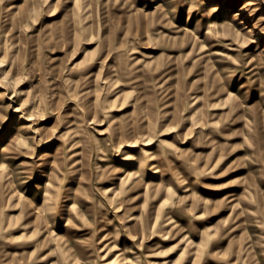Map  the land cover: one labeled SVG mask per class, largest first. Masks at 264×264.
<instances>
[{
    "label": "rangeland",
    "instance_id": "obj_1",
    "mask_svg": "<svg viewBox=\"0 0 264 264\" xmlns=\"http://www.w3.org/2000/svg\"><path fill=\"white\" fill-rule=\"evenodd\" d=\"M0 264H264V0H0Z\"/></svg>",
    "mask_w": 264,
    "mask_h": 264
},
{
    "label": "bare ground",
    "instance_id": "obj_2",
    "mask_svg": "<svg viewBox=\"0 0 264 264\" xmlns=\"http://www.w3.org/2000/svg\"><path fill=\"white\" fill-rule=\"evenodd\" d=\"M72 157V156H71ZM58 160L57 159H55V160H53L52 162H53V164H52V162H51V164H50V166L49 167H51V173H49L47 170V168H48V165H47V162H42V163H40L39 165H42V167H41V171H42V173H41V176H43V177H47L48 179H52L53 180V177H50V176H52V171L53 170H56V163L55 162H57ZM73 161H75V160H73ZM78 162H75L74 163V165L75 164H77ZM66 165H70V164H66ZM78 165V164H77ZM43 167H44V169H43ZM71 171H75V174H76V171H77V169H72ZM75 174H73V175H75ZM79 176H80V174H78L77 176H74V178L69 182V184H68V186H69V188H68V190L70 191V192H72V188H74L75 187V185L77 184V180H78V178H79ZM67 190V191H68ZM66 191V192H67ZM76 191V190H75ZM70 192H69V194H70ZM70 196H71V194H70ZM69 196V197H70ZM74 197V196H73ZM49 199H50V197H49ZM46 201L48 200V199H45ZM71 201V200H70ZM46 203V202H45Z\"/></svg>",
    "mask_w": 264,
    "mask_h": 264
}]
</instances>
